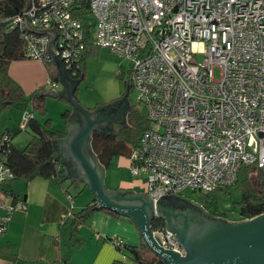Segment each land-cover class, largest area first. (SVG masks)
Wrapping results in <instances>:
<instances>
[{"label":"built area","instance_id":"built-area-1","mask_svg":"<svg viewBox=\"0 0 264 264\" xmlns=\"http://www.w3.org/2000/svg\"><path fill=\"white\" fill-rule=\"evenodd\" d=\"M30 1L32 27L58 32L54 53L49 33L26 28L25 7L3 15L0 4V24L21 32L27 58L51 63L58 54L73 77H79L89 45L130 60L129 80L149 121L130 153V169L146 177L155 204L164 194L233 186L245 165L264 171V0ZM33 116L25 114L23 128ZM8 140L5 134L3 143ZM13 177L3 157L0 184ZM0 208L6 210L1 235L25 204L0 200ZM154 229L165 248L186 254L173 232ZM112 241L124 244L119 237Z\"/></svg>","mask_w":264,"mask_h":264},{"label":"crops","instance_id":"crops-1","mask_svg":"<svg viewBox=\"0 0 264 264\" xmlns=\"http://www.w3.org/2000/svg\"><path fill=\"white\" fill-rule=\"evenodd\" d=\"M93 46L95 48L96 45ZM34 66L35 64L28 61L27 58L15 60L9 66V76L21 87L26 99L30 98L29 95L41 89V87H44L47 91H49L48 89L60 91L64 88L60 73L59 80L55 81L58 85L56 87L49 85L50 88H47L48 85L44 84L47 74L45 68L39 65L41 66L40 71H35L33 70ZM67 73L72 76L68 71ZM79 85L80 83L74 92L77 100L76 92ZM49 97H52V95L46 94V112L49 110ZM55 97L69 102L65 95ZM129 102L131 107L126 111V123L131 127L130 111L134 106L130 100ZM27 104L30 103L27 102ZM22 108L30 110L27 105ZM23 109L17 115L9 116L8 119L10 120L3 121L2 125L0 124V128L4 127L0 135L3 136L5 133L10 132L16 134L22 130L20 122ZM88 109H95V107ZM72 111V105L71 108H66V120L63 125L56 126L57 128L52 127L57 132V135L52 139L68 135L67 119ZM33 114L39 122L44 123L42 119H45V117L41 118L36 112H33ZM144 115L146 116V111ZM48 118L54 124V118L50 114L46 117V119ZM17 125H19V129H16ZM114 125L117 132L121 128L129 127L121 126L116 122ZM94 131L96 132L97 129ZM95 132L91 134L90 138L91 150L104 167V183L107 190L124 189L132 190L135 193H145L124 184L115 185L112 182H106L114 157L123 152L130 156L134 148L129 144L125 146L123 143L112 139L105 141L109 144H116L123 151L114 154L108 165H105L100 157L102 148L96 147L93 143ZM30 134L31 138L26 140L25 146L18 143L19 136L16 141L13 140V143L18 148L24 149L33 138V133ZM112 135H117V133ZM54 151L59 158V168L62 169V173L65 175L63 180L58 177H36L30 181L17 178L0 184V200L25 204V208H18L13 211L7 231L0 235V264H136L125 248H117L112 241L113 237H119L130 245L139 246L142 244L141 232L131 218L106 208L98 209L91 214L87 222L79 224L78 229L75 230V213L82 210L89 203L96 202V199L91 189L89 193L80 195L72 191V187L80 188V186H83V190L90 187L85 179L78 180L69 177L60 161L57 150L54 149ZM5 213L6 210L0 208V216Z\"/></svg>","mask_w":264,"mask_h":264},{"label":"water","instance_id":"water-1","mask_svg":"<svg viewBox=\"0 0 264 264\" xmlns=\"http://www.w3.org/2000/svg\"><path fill=\"white\" fill-rule=\"evenodd\" d=\"M30 4L31 1L27 0L24 8L26 28L38 34L49 33V48L52 53L56 52L57 30L53 27H32L26 14ZM54 58L64 88L60 91L44 90V93L52 96L65 95L73 111L67 119L68 135L52 139V146L57 150L68 176L88 182L96 199V208H106L131 218L138 226L143 240L162 260V264H264V212L240 221L207 217L205 221L200 220L195 227L190 219L194 215V207L201 206L188 198L174 193L164 194L155 204L145 193L124 189L107 190L104 183V167L91 150L90 138L94 130L100 129L109 121L120 119L116 123L124 127L129 126L126 123V111L131 107L128 100L129 78L123 97L97 105L95 109H88L74 96L75 89L82 79L67 73L58 54L54 55ZM112 125L114 133H118L115 125ZM259 178L264 188V171L260 172ZM169 196H176L181 201L183 212L172 209L171 204L166 202L171 199ZM157 217L164 218L166 228L174 233L175 238L186 250L185 255L163 246L161 234L153 227V220ZM175 217L183 219V222L176 225Z\"/></svg>","mask_w":264,"mask_h":264},{"label":"trees","instance_id":"trees-1","mask_svg":"<svg viewBox=\"0 0 264 264\" xmlns=\"http://www.w3.org/2000/svg\"><path fill=\"white\" fill-rule=\"evenodd\" d=\"M27 3V0H0V4L4 5L3 15H11L21 11ZM88 13V8L82 7L80 16L85 17ZM94 51V46L89 45L85 52L83 66L79 77L83 80L85 77V68L87 56ZM27 58L25 56V47L21 32L18 29H8L6 23L0 24V111L11 106L20 105L22 103L32 104L34 110H39L41 114H46V94L45 88L35 91L28 99L25 98L21 87L9 76V66L14 60H21ZM49 71L51 81L59 80V72L56 61L46 63ZM130 121L132 126L121 128L117 135L110 137L101 136L99 132L94 133L93 143L96 147L102 148L101 160L105 165H108L111 157L123 152L119 146L113 143H106L110 139L119 141L125 146L131 144L136 148L141 134L148 128L149 121L144 115L140 116L138 110L132 107L130 111ZM33 133V138L24 149L18 148L14 143L15 133L8 134L10 140L3 143L4 135H0V160L5 159V163L9 166L14 177L11 179L23 178L30 181L36 177L52 178L58 177L64 179L65 175L62 169L59 168V158L52 146V138L57 135L52 129L51 120L48 118L44 123L39 122L35 115L28 121L24 127ZM128 146V145H127ZM104 156V157H102ZM256 168L251 166L241 167L238 179L235 185L230 187L218 188L213 192L206 193L205 198L208 199L213 193L225 191L231 193L233 188L241 190V199L239 202V220L250 219L264 212L263 191L260 187H254L252 176L256 172ZM259 171V170H258ZM96 202L89 203L82 210L75 213V230L78 225L87 222L96 208ZM212 208V207H211ZM217 212V210H214ZM227 216V212H223ZM153 227H166L164 218H155ZM123 246H116L117 248H125L127 253L133 258L136 264H162V260L150 249L147 243L143 240L139 246L127 244L123 240Z\"/></svg>","mask_w":264,"mask_h":264},{"label":"rangeland","instance_id":"rangeland-1","mask_svg":"<svg viewBox=\"0 0 264 264\" xmlns=\"http://www.w3.org/2000/svg\"><path fill=\"white\" fill-rule=\"evenodd\" d=\"M197 58L199 61H202L204 54H198ZM27 59L35 64L33 68L35 71H40L41 66L45 68L47 74L44 84H47V88H50L48 84L50 75L46 63L41 59ZM130 68L131 63L127 57L114 53L108 47L96 45L94 51L87 56L85 77L80 82L79 88L76 92L79 103L84 107L94 108L97 105L107 104L124 96L127 91L128 78L130 79ZM215 76L216 78H220V68L215 69ZM48 90L50 91L52 89ZM32 94L29 96H32ZM129 100L133 104L134 108L138 110L139 115L144 116L146 109L144 104L138 100V92L134 87H132L130 80ZM48 101L49 110L46 112L45 116L37 109L34 111L32 104L28 105L27 103H22L21 106L11 105L0 111V124L2 125L3 121L10 120L8 119L9 116L17 115L21 109H23L22 107L24 106L25 108L27 105L31 111L36 112V114H38L41 118L45 117L46 119V117L50 114L51 117L54 118V124L53 121H51L52 127L57 128L56 126H62L66 120V108H71L70 102L55 96L49 97ZM9 109H11V111H9ZM30 110L23 109V116H21L20 122L22 130L17 132L13 139L16 141L19 136L20 138L18 139V143L21 144V146H25L27 142L26 140L31 138L30 130L23 128L24 116L26 113L31 112ZM45 119H42V121L44 122ZM18 127L19 125L16 126V129H19ZM2 130H4V127L0 128V132ZM129 146L132 147L130 143ZM130 162V156H127L124 152L116 155L112 162V167L107 174L106 182H112L115 185L124 184L127 187L137 188L138 190L147 193L149 184L146 177L133 176L130 169ZM253 175H255L254 178L252 176L254 187H260L257 180V176L259 175L258 170H256ZM71 189L72 191H75L77 195L89 193L91 191L90 188L83 190V186H80V188L72 187ZM205 194L206 193L200 191L187 189L179 196L192 200L194 203L200 205L201 208L208 210L212 207L211 209L217 210L219 213L227 212L229 220H239V202L241 199L240 189L233 188L231 193H226L225 191L213 193L208 197V199L205 198Z\"/></svg>","mask_w":264,"mask_h":264},{"label":"flooded vegetation","instance_id":"flooded-vegetation-1","mask_svg":"<svg viewBox=\"0 0 264 264\" xmlns=\"http://www.w3.org/2000/svg\"><path fill=\"white\" fill-rule=\"evenodd\" d=\"M78 119H80V118L78 117ZM119 121H120V119L117 121H115V120L109 121L107 124H104V126L100 127V129H97L96 132H99L101 136L110 137L114 133V130H115L112 124H114L115 122H119ZM116 126H118V125H116ZM260 172L261 171H258V174H260ZM257 180H258L259 186L262 187L259 175L257 176ZM169 197H171V199L169 201L166 200V202L171 204L172 209L175 210L176 212H179V213L183 212V211H181V209H183L184 207L181 204V201L178 200L176 196H169ZM194 208H195L194 215L191 217L190 222H191V224L193 222L194 223L193 226H195V227H196V225L199 224L200 220L205 221V219L207 217L218 218V219H228L229 220L228 216H225V215H223V213H219L218 211L216 212V211H214V209L210 208L207 210L205 208L202 209L199 207H194ZM159 218H161V217H159ZM153 221H155V219ZM230 221H232V220H230ZM174 222L176 225H180L183 222V219L175 217Z\"/></svg>","mask_w":264,"mask_h":264}]
</instances>
